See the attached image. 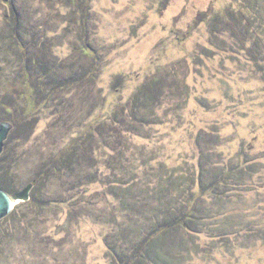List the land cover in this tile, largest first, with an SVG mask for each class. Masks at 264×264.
I'll return each instance as SVG.
<instances>
[{
    "label": "rangeland",
    "instance_id": "1",
    "mask_svg": "<svg viewBox=\"0 0 264 264\" xmlns=\"http://www.w3.org/2000/svg\"><path fill=\"white\" fill-rule=\"evenodd\" d=\"M1 121L0 264H264V0H0Z\"/></svg>",
    "mask_w": 264,
    "mask_h": 264
},
{
    "label": "water",
    "instance_id": "2",
    "mask_svg": "<svg viewBox=\"0 0 264 264\" xmlns=\"http://www.w3.org/2000/svg\"><path fill=\"white\" fill-rule=\"evenodd\" d=\"M13 127L7 121L0 122V160L4 152L8 137L9 129ZM32 186V183H28L24 188L13 192L11 194L7 193L4 189L0 187V220L5 218L6 215L12 210V207L22 201L29 199V189ZM129 264V263H123Z\"/></svg>",
    "mask_w": 264,
    "mask_h": 264
},
{
    "label": "trees",
    "instance_id": "3",
    "mask_svg": "<svg viewBox=\"0 0 264 264\" xmlns=\"http://www.w3.org/2000/svg\"><path fill=\"white\" fill-rule=\"evenodd\" d=\"M14 37V36H13Z\"/></svg>",
    "mask_w": 264,
    "mask_h": 264
}]
</instances>
